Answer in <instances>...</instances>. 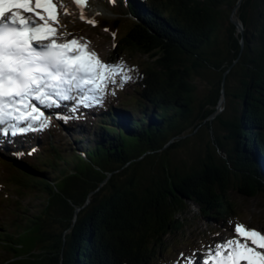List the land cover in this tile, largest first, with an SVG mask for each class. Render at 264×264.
Here are the masks:
<instances>
[{"label":"trees","instance_id":"trees-1","mask_svg":"<svg viewBox=\"0 0 264 264\" xmlns=\"http://www.w3.org/2000/svg\"><path fill=\"white\" fill-rule=\"evenodd\" d=\"M105 2L115 16L97 25L115 33L119 51L151 62L122 84L128 116L106 105L71 168L53 139L0 157L7 187L47 195L17 233L0 232L9 254L0 264H155L168 235L188 242L182 216L192 205V218L218 225L236 209L231 189L264 196V0H242L235 13L240 0Z\"/></svg>","mask_w":264,"mask_h":264},{"label":"rangeland","instance_id":"rangeland-1","mask_svg":"<svg viewBox=\"0 0 264 264\" xmlns=\"http://www.w3.org/2000/svg\"><path fill=\"white\" fill-rule=\"evenodd\" d=\"M75 1L53 0L60 15L56 23L53 21H49V23L53 24V27L58 25L61 33L72 34L71 38L86 44L87 47L92 42L97 43L98 51L97 49L96 51L93 50L97 57L99 59L102 57L103 59L100 60L106 64L122 65V70L112 75L111 80L104 85L102 95L96 92L90 100H86L87 96H84V99L73 102L75 106L69 104L66 111L55 110L54 108V110L50 109V112L43 109L45 123L43 131H29L15 137L12 136V133L8 135L9 132L5 134V137L0 133V146H2L0 147V157L2 158L10 159L17 150L32 151L38 146H47L53 138L65 153L67 160L63 162V166L71 168L73 164L67 165L68 159L77 163L80 161L77 155L85 154L86 150H89V145L81 141V136L89 138V142L96 138L94 133L99 130L98 122L106 105L113 106L116 104L122 113L127 115V112H129L126 107L128 104H132L128 94L129 89H124L123 85L130 84L133 86L136 84L140 70L151 62V58L139 52L119 51L113 33L102 29L97 24L94 26L88 22L92 19L98 20L100 17L112 18L115 16L105 0H86V5L76 4ZM82 14L85 17L84 19L81 18ZM125 75L130 76L131 79L125 80ZM197 85L199 86L198 93L203 97L208 88L207 80L199 79ZM94 97H99L101 103L98 104ZM72 98L74 97L72 96ZM225 102L226 97L220 105L219 113L224 111ZM133 111L136 117H141L139 109ZM58 113L59 115H57ZM29 124L31 123L26 121L22 123L21 127H27ZM33 124L34 127H39V121ZM182 156L188 158L185 152H182ZM50 173L52 175V172ZM55 175L53 173V176ZM228 198L236 209L232 216H229L218 225L212 223L208 218H198L196 220L192 218L196 215L197 210L192 205L190 214L182 216V218H188L189 225H192V227L186 228L185 235L188 242L180 245L178 236L168 235L167 239L170 242V247L163 252L162 256L158 257L155 264H177L178 261L179 264H185L187 259L203 261L206 246H213L221 238L229 239L233 237L234 227L237 223L264 232V196L248 197L242 194L239 189L233 188L229 191ZM46 199L47 195L38 191H21L14 186L7 187V184L0 178V232L10 230L17 233L27 218L41 212L47 203ZM257 250L264 254V249L257 248ZM181 253L184 255L181 256ZM8 257L9 254L0 244V263H3ZM244 263H246V260H244Z\"/></svg>","mask_w":264,"mask_h":264},{"label":"snow or ice","instance_id":"snow-or-ice-1","mask_svg":"<svg viewBox=\"0 0 264 264\" xmlns=\"http://www.w3.org/2000/svg\"><path fill=\"white\" fill-rule=\"evenodd\" d=\"M76 2L84 4L85 0ZM36 9H44L47 16ZM81 18H85L83 14ZM49 21H57L53 0H0V124L8 118L39 121L38 128L34 124L15 128L13 137L45 129L44 114L31 103L33 98L47 107L53 103L59 107L52 93L67 101L73 87L92 86L93 91L102 95L104 85L122 70V65L102 62L86 44L71 38L70 33H61ZM88 22L97 24L94 19ZM124 79L131 77L125 75ZM94 99L101 103L99 97ZM13 154L24 155L19 150ZM257 248L264 249V232L237 223L233 237L206 246L203 264H240L241 260L264 264V254ZM185 264L200 261L187 259Z\"/></svg>","mask_w":264,"mask_h":264},{"label":"bare ground","instance_id":"bare-ground-1","mask_svg":"<svg viewBox=\"0 0 264 264\" xmlns=\"http://www.w3.org/2000/svg\"><path fill=\"white\" fill-rule=\"evenodd\" d=\"M77 4V3H76ZM85 5H86V3H84ZM83 4V5H84ZM56 5V4H55ZM33 7L35 8V6L33 5ZM20 11H23V10H20ZM56 12H58L57 11V9H56ZM235 17V16H234ZM237 17V16H236ZM56 23V22H55ZM55 25V24H54ZM58 30L60 29L59 28V26L57 25V26H55ZM60 31V30H59ZM90 42V41H89ZM88 42V43H89ZM98 44L96 43H94V42H92V44L90 45H88V49L91 51H93V50H95L96 51V49H97V51H98ZM97 55V54H96ZM100 56V55H99ZM102 58V57H101ZM100 58V59H101ZM103 59V58H102ZM101 59V60H102ZM70 96H71V99L70 100H67V101H65V100H60V98L58 97V98H55V100L54 101H58L59 102V107H57V104L56 103H53L52 104V106L51 107H49L50 109H53L54 110V108H55V110H58V109H60V111H66V110H68L67 109V107H68V105L69 104H71V105H74V101H79L80 99H84L83 97L84 96H87V99L86 100H90L93 96H95L94 94H96V92L95 91H93V88H92V86H84V87H81V88H79V89H77V88H75V87H73L72 89H71V91L68 93ZM72 96L74 97V98H72ZM75 106V105H74ZM78 106V105H77ZM45 107H47V106H45ZM50 109H49V111H50ZM71 109V108H70ZM51 112V111H50ZM101 113V112H100ZM54 114V113H53ZM55 117H56V115H54ZM128 116V115H127ZM59 118V117H58ZM62 119V118H61ZM14 119H12V118H9V119H6L5 120V122L3 123V124H0V133H1V135L3 134L4 135V137H5V132H2V131H5V129L7 130V132H9L8 133V135H11V133H12V131L13 130H15V128H19V127H21L22 126V123H25L26 121H28L29 123H31V124H33L34 122L33 121H31V120H24V121H17V120H15V121H13ZM77 125V124H76ZM19 135V134H18ZM11 137V136H10ZM53 139V138H52ZM17 150V149H16ZM11 159V158H10ZM197 260H199V259H197ZM194 261H196V260H194ZM193 261V262H194ZM200 261V264H203V261H201V260H199ZM240 264H244V260H241L240 261Z\"/></svg>","mask_w":264,"mask_h":264},{"label":"water","instance_id":"water-1","mask_svg":"<svg viewBox=\"0 0 264 264\" xmlns=\"http://www.w3.org/2000/svg\"><path fill=\"white\" fill-rule=\"evenodd\" d=\"M241 2H242V0H240L239 4H238L237 7L235 8L234 13L237 11V9H238V7L240 6ZM232 19H233V22H234L235 24L238 25L240 31L244 34V25H243V23L240 22L237 18H235V17H234V14H233ZM242 42H243V46H244V40H243ZM225 79H226V75H225ZM224 101H225V96H224L223 99L221 100L220 105H221ZM26 170H28L29 172H31V173H33V174H37L38 176H42V177L45 178L44 175H42V174H40V173H37V172H35V171H32L31 169H26ZM255 197H256V196H255Z\"/></svg>","mask_w":264,"mask_h":264}]
</instances>
